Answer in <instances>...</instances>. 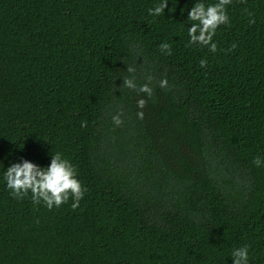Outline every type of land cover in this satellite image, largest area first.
<instances>
[{"label":"trees","instance_id":"obj_1","mask_svg":"<svg viewBox=\"0 0 264 264\" xmlns=\"http://www.w3.org/2000/svg\"><path fill=\"white\" fill-rule=\"evenodd\" d=\"M155 2L0 0V160L59 150L87 188L48 211L0 184V264H264V0H233L215 54L188 44L193 0ZM127 66L153 77L143 120Z\"/></svg>","mask_w":264,"mask_h":264},{"label":"clouds","instance_id":"obj_2","mask_svg":"<svg viewBox=\"0 0 264 264\" xmlns=\"http://www.w3.org/2000/svg\"><path fill=\"white\" fill-rule=\"evenodd\" d=\"M169 3L172 4V0H157L152 7L147 9V15L153 20L165 18V9H168L170 14L176 11L173 5L171 8L168 7ZM232 3L233 0H193L190 8L188 6L182 8L184 9L183 12L181 11L182 15L187 11L183 25L187 28L188 44L192 47L207 49L212 54L217 53L218 44L214 37L221 26L231 24L230 7ZM235 47V44L232 45V48ZM159 50L162 54L172 55V45L168 42L160 43ZM208 63L207 58H201L199 67L205 69ZM126 73L128 75L122 77L123 82L120 86L137 94L139 98L135 104L139 110L135 115L137 119L143 120V109L154 93L153 77L149 75L144 83L138 84L135 67L127 66ZM158 86L160 89H167L168 79L161 78ZM123 116V110L112 115L113 125L121 126L124 123ZM50 155V162L46 166H40L24 157H18L10 160L5 168L3 160H0V166H2L0 184L14 200L22 201L30 197L33 205L42 206L48 211L60 209L71 201V208L75 210L84 199L87 188L79 178L76 165L63 152L57 150L51 152ZM253 164L256 167L264 166V155L254 157ZM250 255L249 245L235 247L230 253L231 262L232 264H251Z\"/></svg>","mask_w":264,"mask_h":264}]
</instances>
